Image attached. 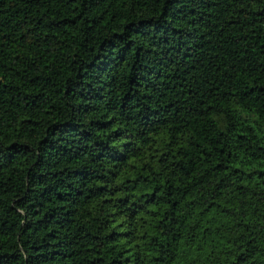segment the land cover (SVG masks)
<instances>
[{
    "label": "trees",
    "instance_id": "16d2710c",
    "mask_svg": "<svg viewBox=\"0 0 264 264\" xmlns=\"http://www.w3.org/2000/svg\"><path fill=\"white\" fill-rule=\"evenodd\" d=\"M0 264H264V0H0Z\"/></svg>",
    "mask_w": 264,
    "mask_h": 264
}]
</instances>
